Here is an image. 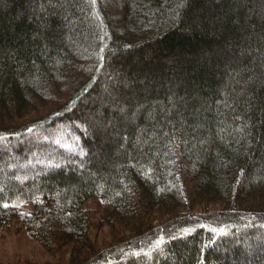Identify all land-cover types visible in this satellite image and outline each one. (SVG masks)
Segmentation results:
<instances>
[{
    "label": "trees",
    "instance_id": "trees-1",
    "mask_svg": "<svg viewBox=\"0 0 264 264\" xmlns=\"http://www.w3.org/2000/svg\"><path fill=\"white\" fill-rule=\"evenodd\" d=\"M13 223L69 264H264V0H0Z\"/></svg>",
    "mask_w": 264,
    "mask_h": 264
},
{
    "label": "rangeland",
    "instance_id": "rangeland-1",
    "mask_svg": "<svg viewBox=\"0 0 264 264\" xmlns=\"http://www.w3.org/2000/svg\"><path fill=\"white\" fill-rule=\"evenodd\" d=\"M101 202L103 203L101 199L95 198L87 203L89 214L92 217V230L90 232L98 246H103L109 242L117 231L116 228L99 219V217L103 218L102 213L104 211ZM31 206L29 204L24 207L21 206V208L29 210ZM154 217L159 219L158 214H155ZM60 252L52 255L36 238L16 223L0 231V264H69L71 253Z\"/></svg>",
    "mask_w": 264,
    "mask_h": 264
},
{
    "label": "snow or ice",
    "instance_id": "snow-or-ice-1",
    "mask_svg": "<svg viewBox=\"0 0 264 264\" xmlns=\"http://www.w3.org/2000/svg\"><path fill=\"white\" fill-rule=\"evenodd\" d=\"M4 207H8V205L6 204V205H4ZM212 231L214 233H217L218 232L220 235H224L225 234L224 229H212Z\"/></svg>",
    "mask_w": 264,
    "mask_h": 264
}]
</instances>
